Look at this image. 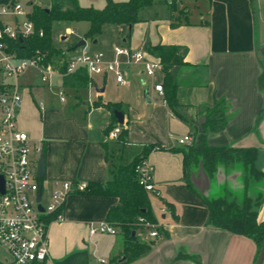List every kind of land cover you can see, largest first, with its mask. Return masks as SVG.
<instances>
[{"label": "crops", "instance_id": "obj_1", "mask_svg": "<svg viewBox=\"0 0 264 264\" xmlns=\"http://www.w3.org/2000/svg\"><path fill=\"white\" fill-rule=\"evenodd\" d=\"M14 21L12 17H0V25ZM117 28L120 46L134 51L145 52L146 47L155 46L186 49L183 65L171 70L178 101L185 108L169 111L152 89L153 84L162 83L160 71L148 78L140 65L122 67L127 85L113 81L117 88L129 87L131 70L149 79L147 83L140 78L142 88L127 100L113 99L108 93L109 76H92L87 88L76 90L63 87L60 76L54 78L52 88H47L41 80L33 83L24 73L18 84L35 86L22 88L18 127L32 143L42 145L43 196L46 198L58 182L105 184L120 162H130L152 146L143 160L152 168L151 184L156 194L153 200L147 196L161 234L149 241L152 246L147 255L128 264H253V242L207 226V210L200 199L224 196L238 200L243 190L242 168L219 164L208 179L199 166L193 167L188 175L193 192L183 180L180 152L187 145H177L176 141L186 135L192 139L198 119L218 105L224 125L219 132L208 134L207 145L255 149L254 168L264 172V114L257 120L262 107L257 79L264 69V0H154L139 11L129 36L126 28ZM66 39L61 37L62 41ZM115 47L97 52L111 60ZM94 77L100 81L97 83ZM146 84L149 88L142 90ZM57 88L65 92L64 103L55 94ZM68 90L76 95L71 105H67ZM100 90L103 92L98 93ZM83 91L86 95L81 98ZM105 104L121 105L127 130L124 146L109 138L114 130L119 135L120 127ZM202 108L206 109L204 115L200 114ZM110 127L114 129L107 133ZM259 186L264 187V183ZM117 204L115 197L71 193L63 206L64 220L48 225L49 257L45 264H111L121 260L123 238L119 232L88 233L90 225L106 222L108 211ZM257 221H264V196L257 208Z\"/></svg>", "mask_w": 264, "mask_h": 264}, {"label": "trees", "instance_id": "obj_2", "mask_svg": "<svg viewBox=\"0 0 264 264\" xmlns=\"http://www.w3.org/2000/svg\"><path fill=\"white\" fill-rule=\"evenodd\" d=\"M10 1L12 4L19 0ZM50 8H42L28 4L29 13L27 19L33 24L36 33L25 39L6 41L8 51L17 58L31 59L39 57L42 65L56 66L57 61L64 57L66 51L56 49L51 43L52 24L63 22H86L89 24L85 40H94L101 33L105 25H113L126 28V35H130L131 27L137 22L139 11L151 5L154 0H127L114 2L105 0V6L98 10L93 7H81L77 0H48ZM167 1V0H164ZM172 1V0H168ZM42 31V37L37 32ZM145 52L159 61V71L162 75V100L169 111H174L178 103L177 89L173 83L171 70L183 65L186 49L179 46H155L146 47ZM59 72H65V65L58 68ZM89 79L84 68H78L74 73L63 77V87L71 89L87 88ZM257 87L262 94V107L257 120L264 114V69L257 79ZM97 105V104H96ZM107 110L122 112L119 104L103 105ZM206 109L202 108L201 113ZM200 113V114H201ZM224 125V118L218 111H210L204 115V121L198 127L194 126L191 142L186 150H182L183 180L185 185L195 192L189 182V171L193 167H200L203 174L210 179L219 164L224 167L239 165L243 170L242 195L234 198L220 197L210 199L201 197L207 210V226L212 229L225 231L231 235L241 236L253 242L256 255L264 238V221H257V208L264 196V172L254 168L255 149H235L231 147H214L207 145V136L210 133L219 132ZM114 128L107 130L109 133ZM127 130L120 127L116 144H126ZM149 146L136 155L130 162H120L111 170V179L105 184L91 183L81 192L89 196L115 197L118 204L112 207L106 216V222L116 228L123 238V258L115 260L111 264H128L144 257L150 251L151 242H142L137 239L138 231H145L147 226L154 225L155 219L151 212L147 194L138 184L135 177V167L152 150ZM42 182L43 180H39ZM257 186V187H256ZM252 191V192H251ZM154 192L156 190L154 189ZM168 211L172 208L163 203ZM157 234L161 230L156 229ZM134 233V236L132 234ZM256 258V257H255ZM0 264H4L1 263Z\"/></svg>", "mask_w": 264, "mask_h": 264}, {"label": "built area", "instance_id": "obj_3", "mask_svg": "<svg viewBox=\"0 0 264 264\" xmlns=\"http://www.w3.org/2000/svg\"><path fill=\"white\" fill-rule=\"evenodd\" d=\"M28 2L29 6L32 4ZM178 1V0H173ZM28 7L19 0L1 2L0 17H12L13 24L0 25V177L4 182V193H0V246L10 257V264H45L49 257V241L47 229L50 222H62L64 203L73 192H83L86 184L72 182L55 183L51 193L45 198L41 196L37 202L41 182L36 178L37 161L42 155V145L34 144L27 133L18 127V112L22 103V87L18 79L26 70H37L41 82L47 88H52L56 77H64L74 73L78 68H84L90 79L92 76L115 77L119 84L127 85L122 71L123 66L140 65L143 74L152 78L159 70V61L146 52L134 51L124 46L113 49V57L107 60L102 52H72L64 55L54 65H42L39 57L31 59L17 58L8 51L6 41H15L33 36L36 31L27 19ZM42 37L43 32H37ZM67 36L74 31L67 30ZM65 65V72L58 68ZM153 91L162 99L161 85L153 84ZM55 94L60 103L65 102L63 88H57ZM42 108V105H40ZM118 131L109 134L111 140H116ZM191 138L186 135L177 139L180 146L188 145ZM152 168L142 160L135 167V177L146 193H153L151 184ZM42 207V212L38 206ZM145 231H138L137 239L149 242L158 237L156 229L159 225L147 226ZM89 236L117 235L116 228L107 222L94 223L89 227Z\"/></svg>", "mask_w": 264, "mask_h": 264}, {"label": "rangeland", "instance_id": "obj_4", "mask_svg": "<svg viewBox=\"0 0 264 264\" xmlns=\"http://www.w3.org/2000/svg\"><path fill=\"white\" fill-rule=\"evenodd\" d=\"M28 2L30 0H22V3L25 5V7L28 6ZM80 4L82 6H87V7H93V8H102L103 7V2L104 0H79ZM32 5H36L42 8H50V2L48 0H32L31 1ZM89 24L86 22H63V23H53L52 24V29H51V43L56 49H61L63 51H66L68 48L72 47L75 45L77 42L82 40L88 31ZM68 29H72L75 31V34L72 36H67L66 31ZM61 37H67L65 41L61 40ZM96 41L98 42L96 45L93 44V42ZM121 44V38L118 36V28L117 26L113 25H105L101 33L94 38V40H87V46L90 48L91 52H97V51H107L113 48V46H120ZM81 49H77L75 52H79ZM28 74V77L31 78V81L33 83L35 82H40L39 79V74L36 72V70H26L25 74ZM21 78L24 76L21 75ZM130 85L129 87H115L113 85V81L115 80V77L112 75H109L107 86H108V93L111 94L112 98H119V100H127L129 98H133L135 96V91L140 90L142 88L141 85H139V79L141 78L144 81H149L148 78L146 77H139L138 75L135 74V71L131 70L130 74ZM94 81L97 83L100 81L99 77H94ZM24 82V81H22ZM21 83V82H20ZM25 83V82H24ZM22 84V83H21ZM23 89H31L28 88L29 86H35V85H20ZM149 88V85H143L142 90H146V88ZM22 90V89H21ZM149 90V89H148ZM85 92H80L81 98L85 97ZM66 98H67V105H71L75 100H76V95L68 90L66 91ZM49 99V98H46ZM52 100H55L54 97H52ZM55 103V101H54ZM58 107H60L59 104H55ZM56 106V108H57ZM185 108L184 105L180 104L178 101L177 106L175 107V111H181ZM212 111H218L219 107L218 105L212 108ZM204 115V113H201V115ZM239 183L238 186H241V181L238 179ZM237 184V183H236ZM235 188V187H234ZM235 193L237 191L233 189ZM252 192V191H251ZM151 199L153 200L154 194L149 193ZM7 259V260H6ZM0 262L4 264H10V257L6 253V251L0 246ZM7 262V263H6Z\"/></svg>", "mask_w": 264, "mask_h": 264}, {"label": "water", "instance_id": "obj_5", "mask_svg": "<svg viewBox=\"0 0 264 264\" xmlns=\"http://www.w3.org/2000/svg\"><path fill=\"white\" fill-rule=\"evenodd\" d=\"M93 44H96V41L93 42ZM84 48L85 51L87 52L89 49L87 47V43L84 39L80 40L77 42L72 48L71 51H75L76 49ZM103 90L98 91V93H102ZM111 113L113 114L115 120H116V125L119 127H122L124 125V115L122 112L112 110ZM204 121V118L198 119V121L195 123L196 127H198V130H200V125ZM45 177V158L44 155H40L38 161H37V168H36V178L39 180H43ZM0 193H4V182L2 177H0ZM42 196V187H40L37 195V202H40ZM38 210L42 212V207L39 205ZM134 236V233L132 234ZM264 256V238L262 240L261 246L259 248V251L256 255L255 261L253 264H261Z\"/></svg>", "mask_w": 264, "mask_h": 264}]
</instances>
